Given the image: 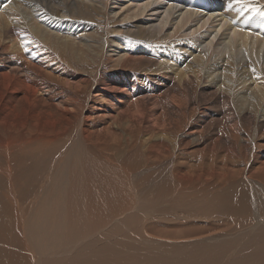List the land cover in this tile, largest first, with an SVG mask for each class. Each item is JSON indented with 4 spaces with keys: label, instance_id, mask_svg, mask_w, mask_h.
Instances as JSON below:
<instances>
[{
    "label": "bare ground",
    "instance_id": "6f19581e",
    "mask_svg": "<svg viewBox=\"0 0 264 264\" xmlns=\"http://www.w3.org/2000/svg\"><path fill=\"white\" fill-rule=\"evenodd\" d=\"M258 12L264 0H0V264H264ZM237 178L241 193H218Z\"/></svg>",
    "mask_w": 264,
    "mask_h": 264
},
{
    "label": "rangeland",
    "instance_id": "374dc122",
    "mask_svg": "<svg viewBox=\"0 0 264 264\" xmlns=\"http://www.w3.org/2000/svg\"><path fill=\"white\" fill-rule=\"evenodd\" d=\"M122 27L125 28L126 30L135 32L133 30V28L130 26V24L127 23V22L123 21L122 22ZM73 31H74L73 29L70 30V32H73ZM176 39H177V42L175 44L177 45V47H185V49H188L187 52H185L184 50L183 51H178L179 54L180 55H185V56H187V57H189L191 59V57H192L191 53L195 50L194 46L192 44H188L187 42L181 40L180 38H176ZM130 43H132V42L125 41L122 44L121 49L124 52L131 51V55H140V56H144V57L154 56L155 55V53H153L152 48L149 45H147L146 43H141V44L134 43V46H128V44H130ZM126 46H128V47H126ZM31 50H36V48L35 47H30L28 49H25L24 53L29 54V56H30ZM157 53L162 55L163 51L161 49H158ZM172 72H173V70H172ZM172 75H174V74H172ZM244 129H245L246 132H248L250 130L255 131L254 128L251 125H249L248 123L244 124ZM263 138H264V129L262 130V134L258 136V140L262 141ZM185 144L188 145V146H192V145H195V141L186 142ZM193 156L194 157L188 162L187 165H192L193 167H198L199 166V161L197 160L198 154H194ZM238 181H239V178L233 180L231 182V184L228 185L227 187L220 188L221 192H219V190L217 189L218 193L221 194V195H229V194L241 193L242 190L244 189L245 185L242 184L243 187L240 186V185L237 186L236 182H238ZM213 185H215V184H213ZM223 190H224V192H223ZM189 199L191 200L192 198L189 197ZM178 213H182V214H185V215H187V216H189L191 218H195V214L187 212L181 206L178 208ZM201 213H202L203 217L206 219L205 221H213L215 219L219 220L222 217V214L220 212H218L217 210L212 211V214H206L203 211H201ZM170 217H174V216H170ZM232 221L237 223V222L241 221V219L240 218H234V219H232Z\"/></svg>",
    "mask_w": 264,
    "mask_h": 264
},
{
    "label": "snow or ice",
    "instance_id": "6c2138e0",
    "mask_svg": "<svg viewBox=\"0 0 264 264\" xmlns=\"http://www.w3.org/2000/svg\"><path fill=\"white\" fill-rule=\"evenodd\" d=\"M238 3H244V0H237ZM247 6V4H245ZM253 11H257L256 9H253ZM258 14L262 17H264V12H258Z\"/></svg>",
    "mask_w": 264,
    "mask_h": 264
}]
</instances>
